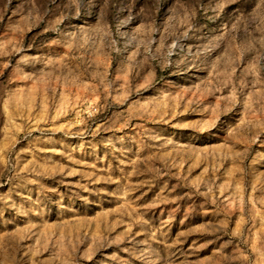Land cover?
<instances>
[{"label": "rangeland", "instance_id": "rangeland-1", "mask_svg": "<svg viewBox=\"0 0 264 264\" xmlns=\"http://www.w3.org/2000/svg\"><path fill=\"white\" fill-rule=\"evenodd\" d=\"M0 264H264V0H0Z\"/></svg>", "mask_w": 264, "mask_h": 264}]
</instances>
